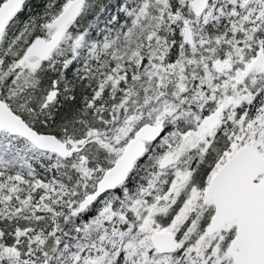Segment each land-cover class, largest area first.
I'll return each mask as SVG.
<instances>
[{"label":"snow or ice","instance_id":"obj_1","mask_svg":"<svg viewBox=\"0 0 264 264\" xmlns=\"http://www.w3.org/2000/svg\"><path fill=\"white\" fill-rule=\"evenodd\" d=\"M0 264H264V0H0Z\"/></svg>","mask_w":264,"mask_h":264}]
</instances>
